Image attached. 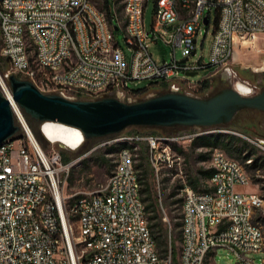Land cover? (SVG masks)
<instances>
[{
  "label": "built area",
  "instance_id": "2783aa9c",
  "mask_svg": "<svg viewBox=\"0 0 264 264\" xmlns=\"http://www.w3.org/2000/svg\"><path fill=\"white\" fill-rule=\"evenodd\" d=\"M148 1L114 0L107 14L95 0H0V55L9 62L8 71L0 74L3 93L10 96L5 79L15 73L42 92L67 97L125 93L130 83L142 80L162 81L167 89L192 94L191 89L217 72L235 76L230 65L235 44L264 39V0H155L147 27ZM212 9L218 10V20L211 32L209 59L192 60ZM115 25L123 32L126 50L116 38ZM159 40L172 46L170 60L153 58L149 44ZM177 47L184 55L180 60ZM202 69L209 70L202 78L188 79L193 76L189 73ZM235 81L241 80H233V86ZM241 82L249 90L245 95L258 92ZM21 119V135L0 144V264H174L170 250L166 258L158 252L140 192L135 152L145 144L159 181L160 164L182 170L175 145L202 134L231 131L264 150L263 137L221 128L121 134L103 142L127 144L118 151L106 182L67 203L65 183L86 153L64 160L59 141L43 133L49 142L45 145ZM84 142L82 137L76 147H62L74 151ZM210 153L212 173L206 185L194 188L186 179L182 183L176 264H205L210 252L220 247L234 252L243 264H255L250 254L264 250V232L253 216L263 198L257 191L236 189L250 182L238 159L221 148Z\"/></svg>",
  "mask_w": 264,
  "mask_h": 264
},
{
  "label": "rangeland",
  "instance_id": "374dc122",
  "mask_svg": "<svg viewBox=\"0 0 264 264\" xmlns=\"http://www.w3.org/2000/svg\"><path fill=\"white\" fill-rule=\"evenodd\" d=\"M110 6L114 8V0H108ZM95 4L101 8L103 0H95ZM104 9V8H103ZM155 13V3L154 0H149L145 8V23L147 27L150 26L153 16ZM211 21L209 26H204L202 33L199 34L197 41V52L192 57V60L202 56V59L207 62L209 59V52L211 46V32L214 28V19L215 11L212 9L210 11ZM205 29H208V32H205ZM119 44L126 50V43L123 36L121 28L117 31L116 36ZM149 50L153 58L160 62L165 60H170L172 56L173 48L171 45L166 44L165 42L159 40L157 43L151 42L149 44ZM236 51V53H235ZM234 53L232 61L230 63L232 71L235 73V76H229L227 71L217 72L215 75L208 78L209 88L208 90H202L200 85H197L195 88L191 89V93L194 95H206L212 91H215L224 86H230L233 84V80H241L249 83L257 88V91H260L264 88V39L259 38L255 42H244L243 44L234 45ZM177 59H182L184 57L182 53V48L177 47L176 49ZM1 71L0 74L7 72L9 69V64L6 61L1 62ZM3 71V73H1ZM209 70L202 69L193 76L188 77V79L198 80L202 78ZM182 76V75H181ZM149 80H142L137 84L130 83L129 87H145L149 84ZM8 86V85H7ZM167 90V87L166 89ZM163 91L160 84H153L149 87L145 94L139 95L137 97L132 92H112L107 93L111 95H117L123 100H139L149 95L155 94L157 92ZM106 94V93H105ZM103 95V94H101ZM100 96V95H98ZM96 96V97H98ZM72 98H95L88 97L84 95H72ZM244 118V114H241L240 120ZM243 121V120H242ZM240 121L241 125L237 126L239 128L245 129V127ZM258 128H260V123L264 124V113H260L259 117L256 120ZM233 124L239 123V120L232 122ZM136 127L139 130V133H151L150 129H156V133H172L181 130L193 129L194 127H146V126H129L122 130L118 135L129 133V131ZM222 127L212 126L205 127L203 129H217ZM264 128V127H263ZM262 127L258 132L253 127L249 129V132L245 134L251 137H263L264 138V129ZM236 131V130H234ZM240 132V131H238ZM244 133V132H240ZM117 135V136H118ZM238 135V134H236ZM108 137H103L98 140H86L82 146L78 149L71 151L62 147V145H57V147L70 157L78 156L85 154L84 158L76 163V165L70 171L69 177L64 186V193L66 195V202H70L72 197L81 194L83 192L91 191L98 188L101 184L105 183L113 164L115 163L118 152H109L106 150V146L109 144H103L104 141L108 140ZM97 145L95 149H91L92 145ZM145 147L144 145H141ZM183 152H177L182 156L183 167L182 170L172 169L168 170L163 165H159V181L154 176V169L150 168V174L148 177V182L151 186V196L152 201H155L157 204V213L161 216V222L164 227H172V240L176 246L177 258L179 257V252L181 249V216H182V200L183 192L181 190L183 180L188 181L189 177H196L199 174L200 169H207L210 166V157L204 160L200 153H208L209 148H203L200 146H194L190 143H185L182 145ZM91 150V151H90ZM141 149L135 152V164L140 161ZM211 154V153H210ZM209 154V155H210ZM264 157V150L256 147L254 156ZM102 156L109 158L111 165L105 164L102 161ZM237 159V158H236ZM239 160V159H238ZM246 169L250 182L247 185H239L236 187L238 191H254L259 192L260 196L263 198V203L255 210L253 219L261 227V230L264 232V165L263 166H253L251 162L239 160ZM137 168V167H136ZM206 182L202 179L200 183V188H203ZM180 199V200H179ZM75 230H77V223L74 221ZM250 257L254 259L255 264H264V250L260 252H254L250 254ZM165 261V260H164ZM173 263V262H172ZM166 264V262H164ZM205 264H243L238 256L230 251L228 248L220 247L216 250L210 252V258L206 261Z\"/></svg>",
  "mask_w": 264,
  "mask_h": 264
},
{
  "label": "water",
  "instance_id": "95a60500",
  "mask_svg": "<svg viewBox=\"0 0 264 264\" xmlns=\"http://www.w3.org/2000/svg\"><path fill=\"white\" fill-rule=\"evenodd\" d=\"M204 23H208L207 15ZM7 80L12 97L3 93L0 82V144L21 135V117L28 125V120L33 122L36 132L31 129L32 132L46 145L49 142L41 127L48 120L77 126L83 131L85 141H93L113 138L129 126L224 127L243 109L264 113V88L252 95H243L230 85L202 96L167 89L139 100H123L107 93L95 98H72L42 92L31 80L15 73L8 75ZM11 100L17 104L21 117ZM96 147L92 145L91 149Z\"/></svg>",
  "mask_w": 264,
  "mask_h": 264
},
{
  "label": "trees",
  "instance_id": "16d2710c",
  "mask_svg": "<svg viewBox=\"0 0 264 264\" xmlns=\"http://www.w3.org/2000/svg\"><path fill=\"white\" fill-rule=\"evenodd\" d=\"M155 1V0H154ZM104 8V9H103ZM102 10H105L107 12V14H109V2L107 0H105L101 6ZM215 11V19H214V25L217 23L218 20V10L214 9ZM6 61L7 64H9L8 60L4 57H2L0 55V71H1V62ZM3 73V71L1 72ZM7 85L8 84V80L5 79ZM160 84L161 88L163 91H165L166 89V83L165 82H159L157 80H152L149 82V84L145 87H137V88H131L130 87V91L128 92H132L135 95H137V97H140L139 95H143L146 93V91L149 89L150 86H152L153 84ZM200 88L202 90H208L209 88V83L207 79H204L200 82ZM262 113L259 110L256 109H243L241 111H239L237 113V115L235 116V118L232 120V122H234L235 120H239V123L233 124L232 122L229 123L227 126L222 127L223 129H228V130H236V131H240V132H249L251 128L253 127H257L258 129V125H257V118L259 117V114ZM241 114H244V118H242L240 120V116ZM243 120V121H242ZM240 121H242L243 126L245 127V129L239 128L237 126L241 125ZM29 125L31 127V129H33L36 132L35 129V125L33 124L32 121L28 120ZM172 130H177V129H173V127H171ZM221 128V129H222ZM139 132V130L136 127H133L129 133H137ZM151 133H156L157 130L156 129H150ZM191 145L194 146H203V147H207L209 148V152L208 153H200V156L206 160L210 157V152L212 149L214 148H221L223 149L229 156L237 158L241 161H246V159L248 158H252L251 160V165L253 166H263L264 165V157L262 159V156H254L255 153V148L256 146L251 144L248 140H246L245 138H243L240 135H236L233 132L230 131H215V132H211V133H206V134H202L199 135L197 137H195L191 142H189ZM127 144L124 142H117V143H112L106 146V150L109 152H114V151H119L123 146H126ZM176 150H178V152H183V147L182 145H175ZM64 155V160H67L70 158L69 155L63 153ZM102 161L105 164L111 165L112 163L109 162L108 160H110L109 158L102 156ZM114 165V164H113ZM137 169H138V173H139V179L141 182V196H142V200L144 201L145 204V210L147 213V219H148V223L149 226L151 228V231L154 235V238L156 240V246L158 249V252L161 256V258H166L169 250L171 251V257H172V261L174 264L177 263V250H176V246L173 243L172 240V234H171V230H169L168 227H164L162 222H161V216L157 213V203L155 201H152V196H151V186L150 183L148 182V177L150 174V168H149V162H148V157H147V151L146 148L144 146H141V154H140V161L138 163L135 164ZM72 170V169H71ZM211 171L208 169L199 170V174L196 177H189L188 178V182L189 184H191V186H193L194 188H198V186H200V179L203 177H208L210 176ZM180 200V199H179ZM181 232V231H180Z\"/></svg>",
  "mask_w": 264,
  "mask_h": 264
},
{
  "label": "bare ground",
  "instance_id": "6f19581e",
  "mask_svg": "<svg viewBox=\"0 0 264 264\" xmlns=\"http://www.w3.org/2000/svg\"><path fill=\"white\" fill-rule=\"evenodd\" d=\"M235 53H234V57H235ZM234 87L239 93L243 95L247 94L249 91L247 86L241 81H235ZM9 97H12L11 94ZM11 101H12V105L16 108L17 112H20L15 101L13 100ZM41 130L42 133H44L49 140L59 141L63 145L69 148L76 147L79 140H81L82 137H84L83 131L79 127L58 121H49V120L45 121L42 124Z\"/></svg>",
  "mask_w": 264,
  "mask_h": 264
},
{
  "label": "crops",
  "instance_id": "0c3cea01",
  "mask_svg": "<svg viewBox=\"0 0 264 264\" xmlns=\"http://www.w3.org/2000/svg\"><path fill=\"white\" fill-rule=\"evenodd\" d=\"M222 129H223V128H222ZM226 130H227V129H226ZM230 132H231V131H230ZM200 147H203V146H200ZM203 148H207V147H203ZM209 150H210V149H209ZM205 169H206V168H205ZM205 169H202V170H205ZM208 169H209V170L211 171V173H212L211 168L208 167L207 170H208ZM210 175H211V174H210ZM209 177H210V176L205 177V178L202 177V178L200 179V183H201L202 179L206 182V181L209 179ZM198 188H200V187L198 186ZM254 191H256V190H254Z\"/></svg>",
  "mask_w": 264,
  "mask_h": 264
},
{
  "label": "flooded vegetation",
  "instance_id": "af4514ba",
  "mask_svg": "<svg viewBox=\"0 0 264 264\" xmlns=\"http://www.w3.org/2000/svg\"><path fill=\"white\" fill-rule=\"evenodd\" d=\"M259 127H260V128H261V127L263 128V127H264V124H261V123H260V126H259ZM260 128L255 129V130L258 131V132H262V131L260 130ZM263 129H264V128H263Z\"/></svg>",
  "mask_w": 264,
  "mask_h": 264
}]
</instances>
